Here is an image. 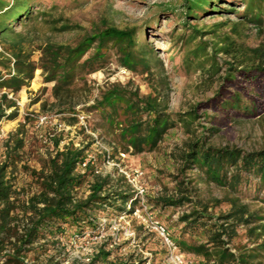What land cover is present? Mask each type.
Returning a JSON list of instances; mask_svg holds the SVG:
<instances>
[{"label":"trees","instance_id":"1","mask_svg":"<svg viewBox=\"0 0 264 264\" xmlns=\"http://www.w3.org/2000/svg\"><path fill=\"white\" fill-rule=\"evenodd\" d=\"M81 2L52 0L48 5V0H0V91L6 90L0 94V123L17 117L18 104L9 92L18 93L37 69H42L44 82H54L42 110L71 114L69 122L75 123L77 106L91 92L88 76L106 66L112 51L121 66L134 72L151 75L153 63L162 64L150 44L140 40L142 27H119L106 18L94 21L75 43L54 41L48 35L36 40L40 23L53 33L83 30L61 11L69 3L79 6ZM181 5L182 31L171 32L174 47L182 50L189 68L210 78L212 85L217 82L213 95L173 111L157 87L142 94L139 88L118 81L100 87L93 103L83 110L100 116L99 126L117 137L125 154L156 150L167 133L181 125L190 136L179 154L176 191L148 202L163 208L192 205L179 216L182 230L173 235L181 249L193 256L189 257L192 264H264V143L244 149L210 141L237 116H264V41L251 46L243 40L249 28L264 33V0H182ZM168 10L173 14L175 8ZM224 12H235L239 20L220 21L208 29L192 23ZM35 51H40L39 61L32 58ZM26 121L4 141L0 161V264H41L36 262L43 256L46 264H52L49 243L60 246L63 238L95 230L101 214L132 213L138 202L124 175L97 173L90 163L82 167L88 147L74 142L60 147L59 139H55V153L43 159L40 169L27 167L36 189L22 197L14 173L26 145ZM195 168L208 182L229 189L223 199H212L215 205L227 202V211L212 214L209 201L193 198V179L186 176ZM86 180H90L89 193L79 197L76 191ZM253 187L262 203L258 207L243 200ZM240 228L245 229L246 241L235 243ZM104 246L89 264L110 254Z\"/></svg>","mask_w":264,"mask_h":264},{"label":"rangeland","instance_id":"2","mask_svg":"<svg viewBox=\"0 0 264 264\" xmlns=\"http://www.w3.org/2000/svg\"><path fill=\"white\" fill-rule=\"evenodd\" d=\"M50 1L52 0H48V5H50ZM181 3L182 0H83L79 6H72L69 3V6H65L61 10L72 22L83 26V30L53 33L46 25L42 23L38 25L39 32L36 35L38 42L48 35L54 41L66 43H75L85 32V29H89L94 21L98 22L101 18H106L110 23L119 27L137 25L143 29L139 35L140 40L150 44L155 55L162 59V64L154 62L151 75L142 71L134 72L121 66L112 51L106 66L88 76L91 92L87 96L85 95L87 97L85 102L77 106L78 122L75 123L69 122L71 114L42 110V102L51 98L50 88L54 85V82H44L42 69H37L33 80L23 86L18 93L9 92V97L17 101L18 115L14 119H4L0 123V161L4 158V141L11 132H15L18 126L27 120L28 114L31 118L26 121V145L14 173L15 187L20 191L22 197L36 189L30 169H40L43 159L55 153V139L60 140V147H63L67 142H74L77 146H87L88 151L95 155V167L99 170L97 173L104 175L110 173L117 177L123 175L121 168L141 167L144 169L146 172L144 180L148 190L146 208H143L154 219L165 224L172 237L180 233L183 223H179V216L185 211L188 212L192 205L163 208L148 201L162 193L176 191V177H178L180 165L179 154L190 135L179 125L167 133L156 150L138 154L128 153L124 156L117 137L114 138L113 134L99 126L100 116L93 112L88 113L83 110V107L93 103L94 98L99 94L100 87L118 81L129 84L134 89L139 88L142 94L157 87L163 97L169 99L170 110L173 111L185 110L192 104L213 95L217 82L212 85L210 78L205 79L199 71L194 70L193 67L189 68L183 61L182 50H178V46L174 47L171 32L180 33L182 31L180 23L184 19V7ZM171 7L175 8L173 14V10H168ZM241 9L242 7L237 8V10ZM227 20L236 22L239 20V16L235 12H224L194 20L192 23L197 24L199 28L208 29L214 23ZM227 29L224 30L227 31ZM206 38L212 39L211 35ZM243 40L248 45L257 46L264 41V33L261 34L255 29L249 28L243 36ZM219 57L222 58L224 55L219 54ZM32 58L39 61L40 51H35ZM80 83L82 84V82ZM4 91L6 90H1L0 94ZM12 109H9L8 112ZM209 111L212 110L209 108ZM42 115L47 116L44 122L40 120ZM94 126L97 128L95 129ZM210 141L217 145H237L244 149L259 148L264 143V116L261 118L237 116L236 120L229 121ZM108 154L118 165H111L107 162ZM23 165H26V168ZM186 177L193 179L191 183V187H195L192 190L193 198L210 202V213L218 215L230 208L227 202L215 205L212 200L213 198L223 199L229 192L227 187L208 182L200 175V170L197 168L189 170ZM187 178L185 179L187 180ZM89 181L86 180L83 185L78 187L76 194L79 197L89 193ZM253 181L255 182L256 179ZM256 192L253 187L252 190L243 194V200L250 203L252 207L262 204L256 196ZM259 195H262V191L259 192ZM140 205L139 202L136 203V207ZM123 214L127 215L126 219L130 225L124 221L118 225L119 229L111 227V224L107 225L102 242L96 249L105 245V251H109L110 254L97 260L95 264H133L140 260L143 261L142 264H146L149 259L152 264H167L166 249L158 234L154 230H150L149 226L133 216L132 213ZM101 216L110 221L120 215L101 214ZM122 225L125 227L129 225V227L123 228ZM130 231L134 232L133 236H129ZM240 234L241 236L235 240V243L246 241L244 228H240ZM49 246L48 254L54 257L52 264L56 262L59 264H88L84 257L85 253L91 249L92 244L82 237L72 239L71 236L69 239L63 238L60 246H54L52 243H49ZM187 255L191 259L193 258L190 254ZM26 261L29 262V259ZM36 263L46 264V256Z\"/></svg>","mask_w":264,"mask_h":264},{"label":"built area","instance_id":"3","mask_svg":"<svg viewBox=\"0 0 264 264\" xmlns=\"http://www.w3.org/2000/svg\"><path fill=\"white\" fill-rule=\"evenodd\" d=\"M46 119V115L40 116L41 122H44ZM122 155L126 156L125 153H122ZM95 160V155L91 152H88L81 165L82 167H86L89 163L95 164ZM107 162L111 165H118V163L114 162V159L110 156V154H108ZM120 170L126 177L128 183H130V185L134 189V199H138V202L141 204L133 210L132 214L133 216L139 218L147 226H149L150 230H154L158 234L162 245L166 249L167 264H192V261L189 259V256L181 249L180 245L172 237L168 227L163 224L160 220L154 219L147 211H145V202L148 190L146 181L144 180L146 178L145 170L141 167H134L130 169L121 168ZM96 171L99 172L98 169ZM130 206L131 205L129 204L128 207L130 208ZM126 216V214H123L120 215L118 218L112 219L110 221L107 218H102L101 222L99 223V226L95 230L87 229L81 234H75L72 236V239H80L82 237L83 239H87L89 244H92L91 249H89L85 253L86 255L84 257V260L88 264L91 262L95 253L97 252L96 247L99 243L102 242V238L104 237V232L107 228V225L111 224V227H114L115 229H119L118 225H121L122 221L130 225L129 221H127L126 219ZM129 225L127 227L122 225V227L128 228ZM133 235L134 232L130 231L129 236ZM146 264H152L151 260H147Z\"/></svg>","mask_w":264,"mask_h":264}]
</instances>
